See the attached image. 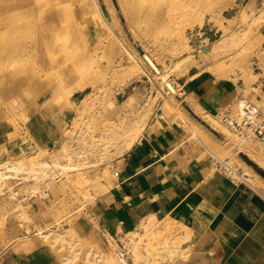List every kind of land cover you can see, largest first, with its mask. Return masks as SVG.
<instances>
[{
  "label": "rangeland",
  "instance_id": "374dc122",
  "mask_svg": "<svg viewBox=\"0 0 264 264\" xmlns=\"http://www.w3.org/2000/svg\"><path fill=\"white\" fill-rule=\"evenodd\" d=\"M263 7L264 0H0V264H123L121 253L128 264H198L176 211L109 236L114 246L96 200L156 118L180 122L217 174L238 182L264 176V143L224 120L236 116L240 96L253 98L264 119ZM199 79L235 97L199 115L182 102L184 85ZM57 107L62 135L47 148L35 139L34 120L47 112L52 126ZM106 143L113 144L104 151Z\"/></svg>",
  "mask_w": 264,
  "mask_h": 264
},
{
  "label": "crops",
  "instance_id": "0c3cea01",
  "mask_svg": "<svg viewBox=\"0 0 264 264\" xmlns=\"http://www.w3.org/2000/svg\"><path fill=\"white\" fill-rule=\"evenodd\" d=\"M184 88L182 102L195 111L201 107L199 115L216 112L235 97L232 88L208 80ZM56 112L52 126L47 112L46 119L34 120L41 126L39 134L35 125L29 127L41 146L49 148L62 135L63 114L59 107ZM212 162L208 153L187 141L180 122L152 120L120 158L113 185L96 200L94 210L104 231L123 238L142 221L172 217L176 211L192 238L188 255L198 264H264V176L238 182L217 174ZM148 205L157 212L145 211Z\"/></svg>",
  "mask_w": 264,
  "mask_h": 264
},
{
  "label": "built area",
  "instance_id": "2783aa9c",
  "mask_svg": "<svg viewBox=\"0 0 264 264\" xmlns=\"http://www.w3.org/2000/svg\"><path fill=\"white\" fill-rule=\"evenodd\" d=\"M264 48V44H263ZM259 64L254 63L256 70H260ZM261 83H264V77L261 78ZM253 89H256L254 87ZM257 100V98H256ZM237 108V114L234 118L230 116H226L224 118L225 122L232 127L239 135L244 134L245 132H250V134L255 135L261 142L264 143V119L262 115L261 108L254 102L253 98H245L244 96H240L235 103ZM224 162L219 160L215 161L216 166L227 176H231L230 171L226 169L223 165ZM225 163L227 161L225 160ZM121 258H125V254H120Z\"/></svg>",
  "mask_w": 264,
  "mask_h": 264
},
{
  "label": "bare ground",
  "instance_id": "6f19581e",
  "mask_svg": "<svg viewBox=\"0 0 264 264\" xmlns=\"http://www.w3.org/2000/svg\"><path fill=\"white\" fill-rule=\"evenodd\" d=\"M264 8V7H263ZM263 14H264V12H263ZM261 16V15H260ZM263 16V15H262ZM259 18V17H258ZM262 18V17H261ZM256 20V19H255ZM261 20V19H260ZM257 21V20H256ZM259 22V21H258ZM262 22V21H261ZM264 22V21H263ZM182 50H184V49H182ZM263 54V53H262ZM185 58V57H184ZM182 59V58H181ZM186 59H187V57H186ZM190 59V58H189ZM148 60H149V62L151 63L150 64V66L152 65L156 70H159L157 67H156V65L154 64V62L152 61V59H150V58H148ZM188 60V59H187ZM186 60V61H187ZM184 62H186L185 61V59L183 60ZM191 63H192V61H190ZM187 65H188V63H186ZM182 65V63L180 64V66ZM184 65V64H183ZM191 66V65H190ZM186 67V66H185ZM152 68V67H151ZM181 68H182V66H181ZM183 69H184V66H183ZM182 71V70H181ZM157 72V71H156ZM165 82H167V81H165ZM166 84V83H165ZM167 85V84H166ZM168 88L171 90V91H173V93L175 92V88L170 84V83H168ZM165 95V94H164ZM166 98H168V97H166ZM192 100H194V99H192ZM172 100H170V102H171ZM191 101V100H190ZM192 102V101H191ZM151 108V107H150ZM197 108V107H196ZM177 109V108H176ZM199 109H201V108H199ZM198 108H197V111L199 110ZM148 110V109H147ZM199 111H201V110H199ZM145 114V116H144V118H143V120H145V121H142L143 123L144 122H146L147 121V118H148V116L150 115V112L148 113L147 111L144 113ZM138 122V121H137ZM137 122H136V124H137ZM141 122V121H140ZM142 123V124H143ZM140 125H141V123H139ZM137 127V126H136ZM137 129V128H136ZM135 130V129H134ZM138 131V130H137ZM133 132V131H132ZM135 132V131H134ZM131 133V132H130ZM134 134V133H133ZM137 134V133H136ZM135 135V134H134ZM128 136V135H127ZM1 138L2 137H4L3 135L2 136H0ZM85 137H87V136H85ZM118 137V136H117ZM129 137H131L130 135H129ZM133 137V136H132ZM136 138H137V136H136ZM74 139V138H73ZM83 139H85V138H83ZM83 139H80V140H83ZM134 138H132V140H133ZM119 140V139H118ZM127 140H129V139H127ZM131 141V140H130ZM86 142V141H85ZM112 142H114V140L112 141ZM82 144L84 143V142H81ZM133 143V141L131 142V144ZM85 144V143H84ZM83 144V145H84ZM111 144H113V143H106V144H104L103 146H100L102 149H104V147L106 146V147H109L108 145H110L111 146ZM125 144V143H124ZM123 144V145H124ZM122 145V146H123ZM127 145H130V143L129 144H127ZM129 147V146H128ZM126 148V147H125ZM124 148V149H125ZM106 149V148H105ZM105 149H104V151H105ZM108 149V148H107ZM124 149L122 148V150L124 151ZM127 149V148H126ZM93 150V149H92ZM108 150H110V147H109V149ZM103 151V150H102ZM101 151V152H102ZM122 151V152H123ZM128 151V150H127ZM81 152V151H80ZM105 154H107L106 152H104ZM119 153H120V151H119ZM68 154V153H67ZM109 154V153H108ZM121 154V153H120ZM91 155V154H90ZM81 156V155H80ZM101 156V155H100ZM68 157H70V160H71V155H69ZM67 157V158H68ZM97 157V156H96ZM77 158V157H76ZM69 161V160H68ZM82 162V161H81ZM57 163V162H56ZM98 163V162H97ZM57 164H59V163H57ZM231 172V171H230ZM259 174V173H258ZM47 175V174H46ZM261 175V174H260ZM43 176H45V175H43ZM47 177V176H46ZM238 177H240V175H238ZM45 178V177H44ZM46 179V178H45ZM161 208V207H160ZM156 207H154L153 208V206H151V205H148L147 206V208L145 209V211H149L150 210V212L151 213H154L153 211H155V212H157L156 210ZM159 211V210H158ZM150 215H153V214H150ZM149 219V218H148ZM150 219H152V217H150ZM149 221V220H148ZM145 227L147 228L148 227V225L145 223ZM120 231V230H119ZM119 233V232H118ZM130 235V234H129ZM110 235H106V237L109 239V243H112V244H114V246H115V242H113L112 240H111V238L109 237ZM112 237V236H111ZM56 238H59V237H56ZM113 239V238H112ZM132 241V240H131ZM112 244H110L111 246H113ZM117 247V246H116ZM116 249V248H115ZM124 260V259H123ZM122 260V263L123 264H128L127 263V261L125 260V261H123ZM121 262V261H120ZM106 264V263H105Z\"/></svg>",
  "mask_w": 264,
  "mask_h": 264
},
{
  "label": "water",
  "instance_id": "95a60500",
  "mask_svg": "<svg viewBox=\"0 0 264 264\" xmlns=\"http://www.w3.org/2000/svg\"><path fill=\"white\" fill-rule=\"evenodd\" d=\"M259 174H262V172L260 171V170H257V169H255Z\"/></svg>",
  "mask_w": 264,
  "mask_h": 264
}]
</instances>
